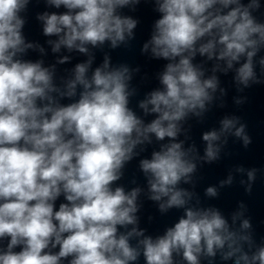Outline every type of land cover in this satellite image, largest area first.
<instances>
[{
	"label": "clouds",
	"instance_id": "1",
	"mask_svg": "<svg viewBox=\"0 0 264 264\" xmlns=\"http://www.w3.org/2000/svg\"><path fill=\"white\" fill-rule=\"evenodd\" d=\"M30 2L0 0V264H139L141 257L144 264H177L176 257L183 264H202V258L214 264L218 254L233 264H264V244L252 250L250 219L233 228L245 205L240 203L230 224L218 208L200 206L194 191L197 161L219 160L228 135L248 148L247 124L225 116L219 130L202 134V157L194 144L186 148L179 139L182 133L187 138L188 119L202 120L210 110L218 89L226 94L217 72L234 70L238 92L264 84V56L254 59L264 50V22L254 15L261 0H146L159 18L142 52L150 50L153 59L166 63L158 73L160 87L137 102L142 115L130 106L137 95L131 81L139 69L113 66L107 54L93 68L90 52L134 39L138 20L122 10H135L141 0H44L64 9L37 15L43 34L57 38L48 41L52 51L63 47L88 56L60 83L54 65L25 58L29 49L44 52L23 35L22 14ZM197 56L203 58L199 63ZM207 61H217L211 75ZM154 140L158 149L138 163L146 198L161 215L182 210L178 221L155 237L139 227L142 188L126 191L118 183ZM257 171H246L248 193ZM232 182L229 175L220 187ZM204 195L216 197L218 190L209 186Z\"/></svg>",
	"mask_w": 264,
	"mask_h": 264
},
{
	"label": "water",
	"instance_id": "2",
	"mask_svg": "<svg viewBox=\"0 0 264 264\" xmlns=\"http://www.w3.org/2000/svg\"><path fill=\"white\" fill-rule=\"evenodd\" d=\"M247 3L248 0H242ZM155 5L152 2L141 0V3L135 6V10L125 8L122 14L131 16L138 20V25L134 29V39H131L127 45H121L116 49H111L106 43L103 49H91L94 54L93 68L99 66L103 62L105 54L110 57L113 66L118 64H127L131 69L138 68V72L133 73L131 86L137 89V95L131 98L130 106L138 113L141 110L137 108V102L144 98L145 94L160 87L158 73L163 71L166 61L156 60L151 57L150 50L147 53L142 52V47L151 37L152 25L159 18V13L155 10ZM64 9H56L48 6L44 0H31L26 13L22 14L26 18V24L23 28V35L28 43L43 47L44 52L41 53L38 48L29 49L25 55L26 59L33 61L43 60L44 66H55L56 82L60 83L61 78H71L72 69L79 62L88 59V56L77 51L69 52L65 48H61L59 52L54 53L52 46L48 43L49 40H55L56 37H48L43 34V24L37 19L38 14L44 12H63ZM258 21L264 22V0H261V9L254 13ZM67 56L69 59L64 63H59L61 59ZM261 56H264L262 50L254 59L258 61ZM203 58L197 56L196 62L199 63ZM217 61H207L204 67L208 70L206 75H211V68ZM221 67H225L223 61H219ZM257 75H260V67L256 65ZM234 70H229L227 74L217 72L216 75L220 81V88L225 89L226 94L221 96L219 89L215 93L216 99L210 105V110L205 113L202 120L196 117H191L184 123V129L187 130L185 136L182 133L179 136L180 140L185 141V147L195 145L199 156L204 155L205 142L202 140V134L212 129L219 130L220 121L225 116H239L242 122L247 124V132L252 138V143L248 148L242 146V142L232 135L227 136V144L222 147L220 159L209 164L202 161H197V172L194 175L195 188L194 191L198 194L201 205L203 207H216L232 224L231 216L234 212L240 211V203L245 205L244 215L238 219L233 225L234 230H238L242 219H250L251 232L254 245L256 247L264 244V84L253 85L250 88L244 89L242 92L237 91V87L233 81ZM236 98L245 99L243 104L237 105L234 101ZM67 102V101H65ZM223 105V106H221ZM146 121L152 119L151 116L145 118ZM223 140V138H222ZM160 142H153V145L148 147L146 152H143L140 157L134 159L126 166L124 178L118 183L125 187L126 191L133 187L139 186L142 188V193L138 197V203L143 204V207L137 213L140 217L139 227L146 229L145 235L153 237L162 235L166 227L174 225L178 221L182 210H170L167 214L161 215L155 203L146 198L147 183L144 175L138 170L139 159L150 157L153 148H157ZM238 167H243L246 171L253 168L257 169L256 180L252 183L251 193L246 192L247 175L237 172ZM231 175L233 182L231 185L220 187V182L227 180ZM135 179L136 183H130ZM244 180L246 183L241 184ZM184 188L193 190L192 185L182 184ZM209 186H214L218 190V196L206 197L205 189ZM62 200V198H61ZM58 201L57 203H59ZM151 218V219H150ZM247 250V245H245ZM177 264H183L180 257H176ZM139 264H144L143 258H140ZM202 264H208L205 258H202ZM214 264H233L232 260L223 261L219 254L214 260Z\"/></svg>",
	"mask_w": 264,
	"mask_h": 264
}]
</instances>
